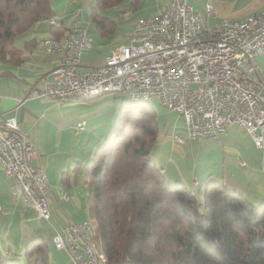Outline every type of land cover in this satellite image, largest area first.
<instances>
[{
  "label": "crops",
  "instance_id": "1",
  "mask_svg": "<svg viewBox=\"0 0 264 264\" xmlns=\"http://www.w3.org/2000/svg\"><path fill=\"white\" fill-rule=\"evenodd\" d=\"M171 0H126L112 9L101 11L114 23L115 31L103 36L90 18L96 0H51L54 24L46 19L15 39L23 63L16 67L0 62V123L17 118L20 129L34 145V165L41 168L49 181L51 220L36 216L11 193L13 182L0 164V248L25 264H34L35 257L24 254L35 240H44L49 248L50 264H72L69 254L57 250L53 235L70 223L90 221L86 174L94 152L111 134L121 112L117 97L108 94L89 99L60 102L54 98L25 100L34 88L43 89L45 81H53L54 71L63 54L45 52L40 42L59 37L63 40L76 23L92 28L88 33L93 48L82 57V68L90 69L105 63L112 50L129 42L134 25L141 19L158 16ZM194 10L203 13L210 25L224 20L242 21L264 9V0H188ZM207 6L215 13L208 15ZM54 27V28H53ZM62 29V32H58ZM59 40V39H58ZM264 75V54L258 59ZM157 100V99H153ZM150 100V101H153ZM159 101V100H158ZM162 106L157 111L159 133L151 158L162 169L171 185L184 183L203 195L210 184H222L247 197L253 204L264 202V153L252 138L236 125L216 139L179 143L186 138L183 117ZM86 123L78 131L80 123ZM65 193L68 201L59 196ZM6 252V253H7Z\"/></svg>",
  "mask_w": 264,
  "mask_h": 264
},
{
  "label": "built area",
  "instance_id": "2",
  "mask_svg": "<svg viewBox=\"0 0 264 264\" xmlns=\"http://www.w3.org/2000/svg\"><path fill=\"white\" fill-rule=\"evenodd\" d=\"M207 13L211 16L215 11L207 6ZM46 21L55 23L52 18ZM132 36H140V44H121L103 65L83 69L82 57L92 49L93 39L86 26L76 23L75 41L67 47L65 62L55 69L53 81H45L43 89H32L25 100L66 102L83 92L119 86L128 96L157 99L165 109L180 114L186 138L176 136L179 143L216 139L236 125L264 153V75L258 64L264 54V9L242 21L210 25L188 0H171L170 11L139 20ZM40 44L50 54L59 49L56 38ZM85 125L78 124L77 130ZM0 148H4L0 164L18 190L14 200L50 221L49 181L34 165V145L17 118L0 123ZM59 197L69 200V196ZM53 243L69 254L72 264H99L83 222L61 227Z\"/></svg>",
  "mask_w": 264,
  "mask_h": 264
},
{
  "label": "trees",
  "instance_id": "3",
  "mask_svg": "<svg viewBox=\"0 0 264 264\" xmlns=\"http://www.w3.org/2000/svg\"><path fill=\"white\" fill-rule=\"evenodd\" d=\"M125 1L96 0L90 18L103 36L114 33L115 26L100 12ZM52 14L51 0H0V62L20 66L16 37ZM144 105L122 107L114 131L94 152L87 170L90 223L105 260L264 264V202L253 204L222 184L207 186L203 200L184 183L171 185L150 156L159 124L155 109ZM6 252L0 248V264H25ZM24 257L50 264L49 248L41 239L28 246Z\"/></svg>",
  "mask_w": 264,
  "mask_h": 264
},
{
  "label": "bare ground",
  "instance_id": "4",
  "mask_svg": "<svg viewBox=\"0 0 264 264\" xmlns=\"http://www.w3.org/2000/svg\"><path fill=\"white\" fill-rule=\"evenodd\" d=\"M209 7L212 8L211 6H209ZM163 11H170V5L168 7H166ZM195 13H197L198 16H205L203 13H200L197 11H195ZM136 28H137V23L134 25L133 30H135ZM74 41H75V26L68 31L66 37L63 40L56 39V46H58L59 49L57 51H55L54 53L55 54L56 53H62L63 54V58H62V61L60 64H64L65 58H66V49L69 46V44L74 43ZM134 44H140V36L129 37V42L127 45H134ZM41 47H42V44H41ZM118 91H121V87H119V86L100 88V89H96L94 91H88V92H83L81 94H78V96H76V100L77 99H81V100L82 99H89V98H93V97L99 96V95L104 94V93H111V92H118ZM129 98L131 99V101L133 103H146V102H149L150 100H153L152 98H148V97L137 98L136 96H129ZM0 157H4V148H0ZM2 167L4 169V165H2ZM6 176H7V174H6ZM11 193L15 197V199L18 198V190H17V188H15L14 182H13V185L11 187ZM60 196H67V195L65 193H62V194H60ZM83 229L85 230V232L89 236V247L91 249L92 256L94 257L95 261L99 264H111L105 260L103 254H102V251H101L98 243L96 242L95 231H94V228H93L92 224L90 223V221H83ZM54 246H55V244H54Z\"/></svg>",
  "mask_w": 264,
  "mask_h": 264
},
{
  "label": "rangeland",
  "instance_id": "5",
  "mask_svg": "<svg viewBox=\"0 0 264 264\" xmlns=\"http://www.w3.org/2000/svg\"><path fill=\"white\" fill-rule=\"evenodd\" d=\"M88 30L90 31V33H92L93 29L92 28H88ZM104 94H108V93H104ZM104 94H101V95H104ZM109 95L112 96V97H115V98L117 97V101L119 102L120 108L125 106V104H131L132 103L131 99L129 98V96L125 92H121V91L111 92ZM96 97H98V96H96ZM145 105L146 106L150 105L151 107H153L155 109L156 112L158 110L161 111L163 109L162 106H160V103H159L158 100H153V101L146 102ZM145 105L142 106V107H145ZM127 107H129V105H127ZM119 114H120V111H119ZM119 117H120V115H119ZM118 120H119V118L116 120V122H115V124L113 126V129L111 130V133L114 131V128L116 127V124H117ZM109 135H108V137H109ZM197 194H198L199 198L203 200L204 194L203 195H200L199 193H197Z\"/></svg>",
  "mask_w": 264,
  "mask_h": 264
}]
</instances>
